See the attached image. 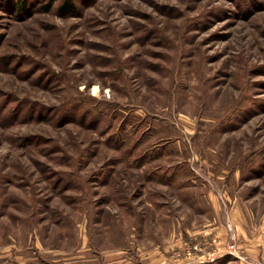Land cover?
<instances>
[{
	"label": "rangeland",
	"instance_id": "obj_1",
	"mask_svg": "<svg viewBox=\"0 0 264 264\" xmlns=\"http://www.w3.org/2000/svg\"><path fill=\"white\" fill-rule=\"evenodd\" d=\"M0 264H264V0H0Z\"/></svg>",
	"mask_w": 264,
	"mask_h": 264
},
{
	"label": "trees",
	"instance_id": "obj_2",
	"mask_svg": "<svg viewBox=\"0 0 264 264\" xmlns=\"http://www.w3.org/2000/svg\"><path fill=\"white\" fill-rule=\"evenodd\" d=\"M66 4H67L66 5V8H73V5H71V3L69 1L66 2ZM25 7H26V3H23L22 1H20V3H17V10H19V11H25Z\"/></svg>",
	"mask_w": 264,
	"mask_h": 264
}]
</instances>
